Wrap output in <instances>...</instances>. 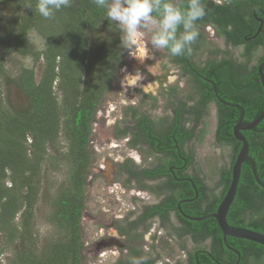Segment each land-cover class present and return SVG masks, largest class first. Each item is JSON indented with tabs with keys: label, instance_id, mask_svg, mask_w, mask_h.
<instances>
[{
	"label": "trees",
	"instance_id": "16d2710c",
	"mask_svg": "<svg viewBox=\"0 0 264 264\" xmlns=\"http://www.w3.org/2000/svg\"><path fill=\"white\" fill-rule=\"evenodd\" d=\"M14 2L15 15L11 27L0 34V85L7 71L5 59L9 56L8 51L32 58L33 65H21L15 79L26 97L24 106L6 102L0 91V257L6 255V264H87L83 214L87 183L96 161L91 144L93 126L122 67L124 46L121 44V32L115 22L105 18L106 10L97 7L94 0H71L70 7L61 9L50 19L35 11L37 0ZM175 2L187 8V0ZM201 3L206 9L202 19L211 16L222 23L221 14L211 9L208 1L201 0ZM103 25L112 31L111 45L103 58V66L93 69L87 78L91 32ZM224 26L227 27L228 23ZM32 32L41 39L42 47L38 45L41 50L32 44ZM11 43L10 50L4 49V54H1V49ZM234 43L238 44V41L234 40ZM40 64L42 74L37 79L36 67ZM248 81L236 80L230 85L237 88L239 84L240 88H246L248 94L236 92L232 95L231 101L239 103L241 109L223 110L217 131L218 143L236 144L234 127L245 109L249 121L264 111L263 86L260 82ZM256 128L262 131L260 137L253 131L245 133L261 183L255 177L252 164L243 167L230 211L234 213L232 221L235 225L264 233V147H257L264 143V120ZM62 137L68 142L66 150L61 147ZM235 148L238 152L241 147ZM63 166L66 167L67 178L51 199L52 212L47 219L55 225L58 233L41 247L36 230V210L42 186L46 173L60 172ZM233 166L234 163L224 176L223 183L227 188L232 180ZM220 200L217 199L218 202ZM210 207L202 215L215 210L214 206ZM132 223L128 224L130 228L134 225ZM186 226L187 232L192 233L198 242L211 237L219 258L228 252L227 245H231L246 258L244 264H264L263 245L235 237H228L225 241L215 218L187 221ZM129 227L122 225L120 230L127 234L131 230ZM133 235L134 239L142 236L130 232L129 238ZM129 251L117 264H156L142 259V251L134 245H129ZM232 255L237 261V256ZM191 257L192 264H199L194 252ZM200 257V264L214 263L212 260L206 263L208 253Z\"/></svg>",
	"mask_w": 264,
	"mask_h": 264
},
{
	"label": "flooded vegetation",
	"instance_id": "af4514ba",
	"mask_svg": "<svg viewBox=\"0 0 264 264\" xmlns=\"http://www.w3.org/2000/svg\"><path fill=\"white\" fill-rule=\"evenodd\" d=\"M204 1H208L211 9L221 14L222 23L211 16L199 20V35L191 44L190 53L174 57L165 49L177 69L175 73L179 78L190 82L191 93L185 94L179 85H167L166 91L161 93L166 99L165 112L157 113V116H154L155 111L142 109L145 104L143 99L128 103L118 117L112 133L115 139L127 142L125 147L117 145V148L129 150L127 159L117 163V176L112 182L115 186L112 193L115 196L129 194L133 205V209H128V213L119 222L128 227L129 223H134L129 227L130 232L142 234L134 239L138 244L134 246L142 251V259L156 264H192L191 249L182 242L177 245L186 253V259L176 263L169 259L162 260L164 254L160 243L162 245L163 242L170 249L172 237L178 235L180 238L191 239L197 247L194 256L199 264L203 253H208L206 263L212 260L213 264H244L246 261L241 252L231 245H227L228 252L222 253L219 258L218 251H214L213 239L209 237L198 242L192 233L187 232L186 224L187 221H199L197 219L215 213L229 188L223 183L227 170H221L218 163L213 175L203 172L205 164L197 153L196 144L208 134L206 131L210 125L212 107L217 118L216 143L232 148L231 160L235 163L240 151L237 152L235 147L242 148L243 142L236 138L235 145L218 143L217 131L223 110L241 109L239 103L231 101L232 95L236 92L246 95L248 92L246 88H240L239 84L237 88L230 85L236 80L249 79L248 82H260L264 88L259 69L264 64V0ZM225 23H228L227 27L224 26ZM219 38L223 39L224 47L216 43ZM236 48H241V56L245 60L235 57ZM169 77L171 76L166 75L167 80ZM155 108L158 110L159 107ZM243 116L245 122H250L247 120L246 109L240 118ZM246 131H242L245 136ZM249 131H253L258 137L262 132L258 128ZM187 136L190 138H186ZM257 147H264V143ZM248 164L251 163L244 162L242 170ZM219 198L221 200L218 202ZM120 200L118 197L110 205L114 202L118 204ZM210 206H214L215 210L202 215ZM232 214L234 213L229 211L228 222L237 226L232 221ZM121 225H117L118 233L129 238L130 232L123 234ZM147 236H151L152 241L145 249L143 243ZM162 238L166 240H161ZM206 241L210 242V249L204 248ZM232 253L237 256V261Z\"/></svg>",
	"mask_w": 264,
	"mask_h": 264
},
{
	"label": "rangeland",
	"instance_id": "374dc122",
	"mask_svg": "<svg viewBox=\"0 0 264 264\" xmlns=\"http://www.w3.org/2000/svg\"><path fill=\"white\" fill-rule=\"evenodd\" d=\"M0 3V20H2V16L6 14L3 20L4 22L2 21V23H0V34L2 35L5 31L10 29V24L14 20L15 2L14 0H0ZM110 34H112L111 29L104 25L100 27V29L91 32L89 56L87 58L85 72L87 78L92 74L93 69H100L101 66H103V58L111 45L112 36ZM30 39H32V44L35 45V48L37 47V49L41 50L38 46L40 45L42 47L41 39L37 37L36 32H32ZM149 40L150 34L145 30V34L141 38V41L138 42L137 46H133L132 49L133 52L138 53L139 47H147L149 56L154 58H146L143 62L130 56L129 51L124 48V56L121 58L122 67L116 75L112 90L107 92L105 100L94 121L91 144L96 154V161L94 167L91 169V174L87 183L86 210L83 214L87 264H117L118 261L125 258L128 253L129 245H138L134 242V235L133 238H126L118 233L117 228L118 224L121 225L119 221L123 219L122 216L128 213V209H133L131 198L129 194L123 195L122 193L115 196L112 193V189L115 187L112 182L116 178L119 168L117 163L125 161L129 153L128 149L121 147L117 148V145H124L122 147H125L127 142H123L124 140H117L112 135L114 125L119 119L118 117L122 114L123 108H125L128 103L139 102L143 99L145 104L142 109L148 112L155 111L154 116H157L165 112L164 102H166V99L161 93L165 90L167 85L176 84L183 89L185 94L191 93L190 82L188 79L179 78L178 74L175 73L177 69L174 67L165 49L157 50L153 48L149 44ZM216 43H218L220 47H224L222 38H219ZM12 44L13 43L1 49V54H4V49L5 51L10 50ZM205 45H203L204 49H206ZM202 51L205 53V50ZM8 52L9 56L5 59L7 71L2 78L0 91L6 102L10 101L12 105L22 107L26 104L27 100L17 86L15 79L20 73L19 68L21 65H33L32 58H24L21 55L13 53L11 50ZM8 52H6V54ZM234 55L238 59L241 58L245 60V58L241 56V48H236L234 50ZM134 73L137 75L142 74V80L135 86H129L127 83L129 74ZM41 74L42 67L40 64L36 67L37 79H40ZM166 75L171 76L169 77L170 79L167 80ZM121 81H124V85H122ZM181 84H183V86ZM155 107H159L158 110ZM216 122L215 110L212 107V114L209 117L210 125L208 126V131H206L208 134L201 139L200 143L196 144L198 157L205 164L203 172L208 174L211 173L212 175L216 172L218 163H220L219 166L221 170H224V168L228 170L233 164L231 160L232 148L222 147L216 143ZM61 140V147H64L63 150H66L68 142L63 137ZM65 168L66 167L63 166V170L57 173H46V178L42 186L43 188L36 210V230L39 234L41 247H44L48 240L58 233L55 225H52L47 219L52 212L51 199L58 193V190H60V187L63 185L62 183H64L67 178ZM118 197L121 199L120 202L118 204L114 202L113 205H110V203L114 199H118ZM20 216L21 214L19 218ZM173 237L170 249H168L163 242L162 245L160 243L161 250H163L164 254L162 258L163 261H168L169 259L172 263H176L177 261L186 259V253L178 247V242L186 244L191 249V252L197 249V247L193 245L191 239L180 238L179 235L175 236V238ZM165 238L161 240H166ZM151 241V236L145 238L143 243L145 249L149 246ZM203 245L204 248L210 249L209 241H206ZM174 249L176 251H174ZM151 256L155 257L156 255ZM6 263V255L1 256L0 264Z\"/></svg>",
	"mask_w": 264,
	"mask_h": 264
},
{
	"label": "clouds",
	"instance_id": "9594fccd",
	"mask_svg": "<svg viewBox=\"0 0 264 264\" xmlns=\"http://www.w3.org/2000/svg\"><path fill=\"white\" fill-rule=\"evenodd\" d=\"M94 3L106 10L105 18L109 22L116 23L121 32V44L129 55L142 62L154 58L148 55L146 47H139L138 53L132 51L145 30L150 34L149 44L153 48L166 49L172 56H180L191 52L190 46L199 35L197 21L206 15L201 0H187V8L177 5L175 0H94ZM70 6L71 0H37L35 11L50 19L56 12ZM141 80L142 74H129L127 83L135 86ZM121 83L124 85V81Z\"/></svg>",
	"mask_w": 264,
	"mask_h": 264
},
{
	"label": "water",
	"instance_id": "95a60500",
	"mask_svg": "<svg viewBox=\"0 0 264 264\" xmlns=\"http://www.w3.org/2000/svg\"><path fill=\"white\" fill-rule=\"evenodd\" d=\"M263 66L264 64L261 65L259 69H260L262 82L264 85ZM263 120H264V111L253 121L245 122L244 116L238 121V123L234 127V136L238 140L243 142V146L240 149L236 157L234 166L232 168V180L228 188L227 194L225 198L223 199V201L221 202V204L219 205L218 210L215 213L197 219L199 221L207 219V218L217 219L219 227L223 232L225 241H227L228 237H235L239 239L250 240L252 242H255V243H258L264 246V233L258 232V231H255V230H252L246 227L233 226L228 222V213L232 207V204L238 192L239 182H240V178L242 175V166L244 162L248 161L252 164L255 177L257 181L260 182V179L258 178V175H257L255 161L250 156L249 141L247 140L246 136L242 134V131L243 130H247V131L254 130Z\"/></svg>",
	"mask_w": 264,
	"mask_h": 264
},
{
	"label": "bare ground",
	"instance_id": "6f19581e",
	"mask_svg": "<svg viewBox=\"0 0 264 264\" xmlns=\"http://www.w3.org/2000/svg\"><path fill=\"white\" fill-rule=\"evenodd\" d=\"M146 47V46H145ZM147 48V47H146ZM148 52V51H147ZM148 55H149V53H148ZM148 240V239H147Z\"/></svg>",
	"mask_w": 264,
	"mask_h": 264
}]
</instances>
